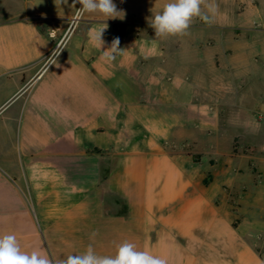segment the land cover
<instances>
[{
	"label": "crops",
	"instance_id": "obj_1",
	"mask_svg": "<svg viewBox=\"0 0 264 264\" xmlns=\"http://www.w3.org/2000/svg\"><path fill=\"white\" fill-rule=\"evenodd\" d=\"M79 7L0 0V234L54 261L129 241L167 264H264V53L210 90L158 37ZM105 26L110 63L89 39Z\"/></svg>",
	"mask_w": 264,
	"mask_h": 264
},
{
	"label": "rangeland",
	"instance_id": "obj_2",
	"mask_svg": "<svg viewBox=\"0 0 264 264\" xmlns=\"http://www.w3.org/2000/svg\"><path fill=\"white\" fill-rule=\"evenodd\" d=\"M113 2L123 12V18L111 19L118 28L129 23L137 27V37H150L155 36V32L149 21L168 0ZM216 4L218 12L211 26L196 18L187 35L158 37L165 51L163 58L170 62V67L179 65L185 77L195 76L203 81L207 78L210 90L216 86L215 81L221 84L220 76L257 74V58L264 53L261 47L264 45V0H216ZM169 73L172 74V70ZM203 84L205 86V82ZM247 86L253 90L256 83L251 80ZM195 94L198 97L193 101H206L201 90L197 89Z\"/></svg>",
	"mask_w": 264,
	"mask_h": 264
},
{
	"label": "clouds",
	"instance_id": "obj_3",
	"mask_svg": "<svg viewBox=\"0 0 264 264\" xmlns=\"http://www.w3.org/2000/svg\"><path fill=\"white\" fill-rule=\"evenodd\" d=\"M79 4L77 15L98 13L107 19L123 18V12L117 9L113 0H73ZM218 12L216 0H168L162 10L153 15L149 26L156 37L183 36L188 34L192 22L198 18L205 25L214 23ZM105 27L92 29L89 32L90 41L101 49V59L112 62L121 51L120 40L114 38L111 46L104 48L103 33ZM0 264H167V260L149 251L139 250L136 244L123 241L115 245L112 255L98 254L89 244L81 253L69 254L54 261L40 250L27 251L22 249L14 233L0 234Z\"/></svg>",
	"mask_w": 264,
	"mask_h": 264
},
{
	"label": "trees",
	"instance_id": "obj_4",
	"mask_svg": "<svg viewBox=\"0 0 264 264\" xmlns=\"http://www.w3.org/2000/svg\"><path fill=\"white\" fill-rule=\"evenodd\" d=\"M231 201H232V199H231Z\"/></svg>",
	"mask_w": 264,
	"mask_h": 264
}]
</instances>
